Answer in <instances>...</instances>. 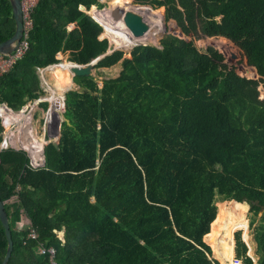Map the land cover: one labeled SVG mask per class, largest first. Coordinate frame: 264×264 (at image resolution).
<instances>
[{
  "label": "trees",
  "instance_id": "16d2710c",
  "mask_svg": "<svg viewBox=\"0 0 264 264\" xmlns=\"http://www.w3.org/2000/svg\"><path fill=\"white\" fill-rule=\"evenodd\" d=\"M135 3L165 7V20L185 33L193 26L227 38L261 78L235 75L216 50L172 38L162 49L138 45L130 58L108 54L103 28L86 12L103 8L100 0H40L28 51L0 77V105L20 112L45 96L39 69L59 63L60 53L77 65L98 59L95 70H122L102 87L93 76L74 78L85 91L65 93L59 143L44 147L43 168H31L24 150L0 152V200L13 242L7 264H51L40 246L54 250L55 264H221L205 241L222 219L217 198L254 204L256 212L264 206V0ZM15 27L10 1L0 0V43ZM60 68L56 77L67 83L73 65ZM2 134L0 123V142ZM22 217L29 227L18 226ZM30 227L35 240H26ZM234 231L229 264L235 240L241 264H264V213L258 263ZM6 248L0 222V263Z\"/></svg>",
  "mask_w": 264,
  "mask_h": 264
},
{
  "label": "rangeland",
  "instance_id": "374dc122",
  "mask_svg": "<svg viewBox=\"0 0 264 264\" xmlns=\"http://www.w3.org/2000/svg\"><path fill=\"white\" fill-rule=\"evenodd\" d=\"M100 2L104 6L103 8H98L95 6L94 10L91 8L86 12L95 20H97L101 26H103L105 29L107 28V33H104L103 31L101 34L102 37H108L109 43L115 47V51H123L125 53L124 58L131 57L130 53L137 44L150 45L162 49L166 40L172 38L173 40L181 41L185 44H192L203 51H207L211 48L216 50L221 55L220 62L223 65H226L228 69L235 75L246 77L248 79L261 78L258 68L251 66L248 63V59L242 55L240 49L233 42L224 37L208 35L199 27L194 28L193 26H190L189 33L183 32L176 21L165 20V7L152 9L149 6H140L136 4V0H100ZM120 7L125 9V15H133L137 18H140L141 23L149 30L145 36L135 37L129 32L122 21H115V16L117 13L119 14L118 8ZM74 27L75 25L69 26L70 29H73ZM260 32V28L253 29L254 34ZM130 38L133 41H131ZM68 57V53L58 54L57 59L59 60V63L52 65L54 66L53 71L42 70L39 72L41 85L46 92V95L42 97L43 99L51 98L52 95L60 98L64 97L65 93L71 89L79 90L77 84L74 82L71 71L67 83L60 82L56 77V72L61 69L60 67L62 65H73L69 63ZM121 70L122 65L118 64L109 69H93L91 76H93L98 85L102 87L105 80L117 78L120 75ZM47 82H49L50 85L47 84L45 86ZM259 92L260 98L264 99L263 83L259 87ZM48 109L47 111L37 109L36 112H34V118L31 122L32 125L27 121V117H23L22 119H24V122L21 121V123L18 124L19 128L22 129L20 134L17 131L18 126L14 128V132L17 135L16 138L18 139L20 137L23 142L27 141L31 145V148L27 147L24 149L22 145H19L17 142L15 143L18 145H14L12 148L26 151L30 160L33 158L31 149L35 151L37 158H40L42 156V152L40 150H44V147L49 143V141L59 143L60 127L58 126V122L61 125L62 121L65 119L63 115L64 111L53 108L52 112L49 113V121H47ZM35 114L37 116H35ZM41 120H43V122ZM33 125L35 129L34 138H37L38 140H32L31 137H29L26 133L32 128ZM44 128L47 129L46 132H44ZM234 202L235 200H223L220 197L217 198V216L220 210L222 213V219L217 223V225H215L213 235H211L209 238L208 236H205V241L212 248L213 258L218 259L221 264H229L230 260L228 259V252L231 251V239L233 231L236 226L245 225L247 227L246 229L241 227L234 231V240L237 232H241L242 237H244V233L246 232L247 241L245 239V242L248 246V255L255 263H258L260 260V255L258 245L256 243V233L261 222V217L264 213L263 207H261L259 211L256 212L253 208L254 204L242 202L243 206H245L244 209L242 206H236ZM22 220L25 223L21 221L19 224L20 228H23L26 223H29V221L24 217H22ZM59 236L62 238V234ZM235 247L236 240L234 243V248Z\"/></svg>",
  "mask_w": 264,
  "mask_h": 264
},
{
  "label": "built area",
  "instance_id": "2783aa9c",
  "mask_svg": "<svg viewBox=\"0 0 264 264\" xmlns=\"http://www.w3.org/2000/svg\"><path fill=\"white\" fill-rule=\"evenodd\" d=\"M20 1L22 6L24 35L21 43L16 47L14 52L10 54L0 53V77L10 72L16 65L17 61L21 59L29 49V40H28L29 33L34 25L33 12L35 8L38 6L40 0H20ZM102 28L104 30V33H107V28L105 29L103 26ZM101 39L108 40V37L101 36ZM79 66L84 67V65H79ZM42 70L43 69H39V72H41ZM47 101L51 105L47 112V121H49V113L52 112L53 108H57L62 111L65 110V97L58 98L53 95L51 96V98L48 99L39 98L35 101L29 102L24 108L21 109L20 112H14L10 110L6 105H0V123H1V127L3 128L2 139L0 142V152L8 148H12V146L18 144L22 145L24 149H26L27 147L31 148V145L27 141H24L25 142L24 143L20 137L18 139L16 138L17 135L14 132V128L18 126L17 131L20 134L22 129L19 128L18 124L21 123L22 121L21 119L26 116L28 119L27 121H29L30 124H32L31 122L34 118V112L36 111L37 108H39L42 102H47ZM46 131L47 129L44 128V132ZM30 135L28 136L31 137ZM15 142H17L18 144ZM40 151L42 152V156L40 157V162L38 163L35 162L33 158L30 160V167L33 169H39L45 166L44 150H40ZM31 154L33 155L34 153L31 151ZM26 225L29 227V223L28 224L26 223ZM37 236H38L37 232L30 227L26 236V240H35ZM38 252L39 254L47 253L49 255L50 263L55 264L53 262L54 250L52 248L46 250L40 246L38 248ZM231 264H241V262L236 258H234Z\"/></svg>",
  "mask_w": 264,
  "mask_h": 264
},
{
  "label": "water",
  "instance_id": "95a60500",
  "mask_svg": "<svg viewBox=\"0 0 264 264\" xmlns=\"http://www.w3.org/2000/svg\"><path fill=\"white\" fill-rule=\"evenodd\" d=\"M9 1L12 6V12H13V17H14L16 27H15L14 35L6 42L0 43V53L1 54H10L14 52L16 47L21 43L23 35H24L21 1L20 0H9ZM80 10L85 11L86 9L81 6ZM118 10H119V14L118 13L116 14L115 21L116 20L122 21L125 24V26L128 28L129 32L133 34L135 37H142L146 35V33L149 30L141 23L140 18H137L136 16H133V15L131 16H127L128 14L125 15L126 11L124 10V8L120 7L118 8ZM114 51H115V47L110 45L108 54H111ZM94 64L95 62H92L84 67H81L77 64H73V68H71V73L73 75V78L91 76ZM78 91L83 92L85 91V88H80ZM55 145L58 146V143L55 142ZM256 203H258V201H256ZM263 212H264V206H263ZM0 222L2 224L5 238L7 241L6 252L0 264H7L11 256V253H12L13 242L11 239V233L9 230L7 215L4 211V205L1 200H0ZM243 239L245 240L244 237Z\"/></svg>",
  "mask_w": 264,
  "mask_h": 264
},
{
  "label": "crops",
  "instance_id": "0c3cea01",
  "mask_svg": "<svg viewBox=\"0 0 264 264\" xmlns=\"http://www.w3.org/2000/svg\"><path fill=\"white\" fill-rule=\"evenodd\" d=\"M69 63H70V62H69ZM70 64H74V63H70ZM53 69H54V67H53V66H50V67L45 68V69H43V70L53 71ZM47 84L50 85V83L47 82V83L45 84V86H46ZM50 89H51V88H50ZM43 97H44V96H43ZM64 97H65V95H64ZM41 98H42V97H41ZM28 103H29V102H28ZM28 103H27V104H28ZM47 103H48V102H47ZM27 104H26V105H27ZM26 105H25V106H26ZM25 106H24V107H25ZM50 106H51V105H50ZM24 107H23V108H24ZM49 108H50V107H49ZM37 109H40V110L44 111L40 106H39V108H37ZM37 109H36V110H37ZM35 112H36V111H35ZM35 116H36V114H35ZM21 120H22V122H24V119H21ZM28 122H29V121H28ZM29 123H30V122H29ZM31 125H32V124H31ZM58 126L60 127V123H59V122H58ZM31 129H32V131H31ZM31 129L28 130V132H26V131H25V132H26L28 135L31 134L30 136L32 137V139H36V140H38L37 138H34V137H35V131H34L35 129H34V125L32 126ZM59 130H60V129H59ZM32 132H33V134H32ZM22 221H23V220H22ZM234 254H235V256H236L235 248H234ZM234 258H235V257H234ZM234 258H233V259H234ZM232 261H233V260H232ZM231 263H232V262H231Z\"/></svg>",
  "mask_w": 264,
  "mask_h": 264
},
{
  "label": "bare ground",
  "instance_id": "6f19581e",
  "mask_svg": "<svg viewBox=\"0 0 264 264\" xmlns=\"http://www.w3.org/2000/svg\"><path fill=\"white\" fill-rule=\"evenodd\" d=\"M124 10H125V9H124ZM124 25H125V24H124ZM125 27H126V26H125ZM126 28H127V27H126ZM127 29H128V28H127ZM131 38H132V36H131ZM131 38H130V39H131ZM131 41H133V40L131 39ZM25 117H26V116H25Z\"/></svg>",
  "mask_w": 264,
  "mask_h": 264
},
{
  "label": "clouds",
  "instance_id": "9594fccd",
  "mask_svg": "<svg viewBox=\"0 0 264 264\" xmlns=\"http://www.w3.org/2000/svg\"><path fill=\"white\" fill-rule=\"evenodd\" d=\"M96 21V20H95ZM101 26V25H100ZM102 27V26H101ZM104 31V30H103ZM97 61V60H96ZM96 61H94V62H96Z\"/></svg>",
  "mask_w": 264,
  "mask_h": 264
}]
</instances>
